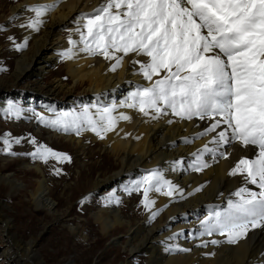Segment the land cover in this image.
<instances>
[{"label":"bare ground","instance_id":"6f19581e","mask_svg":"<svg viewBox=\"0 0 264 264\" xmlns=\"http://www.w3.org/2000/svg\"><path fill=\"white\" fill-rule=\"evenodd\" d=\"M102 3L104 0H0V13L7 10L10 16L5 19V28L8 30L11 22L17 21L22 44L30 43L26 50L13 55L11 73L12 85L27 82L33 89L25 96L26 101H34L42 112L46 111L49 97L68 93L66 103L73 106L85 103L93 120L100 121L104 108H112L111 115L117 117L115 128L104 133L103 139L89 125L84 127V138L65 131L46 132L52 141L72 146L75 152L80 153L75 159L82 169L94 171L91 187L94 194H108L111 200L119 203L118 206L101 207L94 199L88 208L102 237L124 232L122 241L113 237L110 242H118L122 249L123 258L117 264H133L140 254L144 255L142 264H264V227L252 229L246 238L235 244L228 243L226 235L219 232L200 235L203 231L201 221L210 212L227 208L229 199H238L233 194L239 188L247 186L258 191L255 185H245L244 176L229 175L240 158H254L258 149L244 147L235 140L219 145L210 143L214 135L211 133L198 136L210 125L208 119H181L170 109L152 118L137 108L127 107L133 102L131 94L137 88L149 86L159 77H154L153 81L146 80L140 72V65L133 63L136 60L147 61L145 56L128 54L121 66L112 71L115 60L81 50L83 44L77 28H82V14L92 13ZM38 6H47L39 18L42 23L37 29L22 26L20 16L23 11ZM30 18L35 19L34 11ZM10 34L7 31L4 35ZM70 39L76 43L70 44ZM58 56L62 60V70L53 72ZM48 72V76L53 78L51 83L44 84L42 81ZM79 89L84 93L83 97L71 96ZM120 113L130 119H119ZM27 121L38 127L35 118ZM205 144L212 151H203ZM221 153L227 154V158ZM108 160L112 162L106 164ZM26 166L28 164H23ZM31 166L41 173L36 164ZM197 166L202 170L196 171ZM145 170H157L162 176L160 184L153 185V189L161 187V191L149 192V199L154 201L150 208L137 206L136 200L122 188V182ZM146 175H141V178ZM164 181L170 183L164 184ZM0 182L11 188H22V183L17 182L10 172L0 171ZM169 187L175 189L172 196L165 194ZM141 188L137 194L140 201L144 199ZM198 188L200 190L196 191ZM47 194L48 187L42 179L38 180L30 198L36 208L54 213L55 202ZM2 206L7 205L0 201V238L3 242L0 264H41L38 240L17 238L11 231V219ZM153 212L157 213L155 217ZM66 216L57 214L54 218L62 226H67L76 238L85 240L86 235L79 230L78 223L69 226ZM212 240L220 243L212 244Z\"/></svg>","mask_w":264,"mask_h":264},{"label":"snow or ice","instance_id":"6c2138e0","mask_svg":"<svg viewBox=\"0 0 264 264\" xmlns=\"http://www.w3.org/2000/svg\"><path fill=\"white\" fill-rule=\"evenodd\" d=\"M46 10L47 6L34 8L35 19L28 26L37 29ZM82 19L83 30L77 28L82 51L115 60L112 71L128 54L145 56L147 61L133 63L140 65L146 80L159 77L149 86L137 88L127 107L152 118L170 109L181 119H208L210 125L198 136L211 133L210 143L235 140L258 149L254 158H240L229 172L244 176L245 185H255L258 191L239 188L233 194L238 199H229L227 208L212 211L201 221L200 235L219 232L226 235L228 243L235 244L252 229L264 227V0H104L92 13L82 14ZM69 43L76 41L70 39ZM25 46L26 42L16 45L18 49ZM9 110L17 115L21 111L13 104ZM112 111L104 108L99 122L92 119L87 107L81 113H61L55 119L41 115L39 119L64 131L74 129L77 134L86 122L100 135L115 128L117 117ZM118 118L130 119L124 113ZM4 143L11 147L7 139ZM30 143L37 141L32 138ZM203 151L212 149L205 144ZM30 155L45 162L50 156L70 160L43 144ZM221 155L227 158V154ZM200 170L197 166L196 171ZM161 180L160 173L152 170L131 189L143 187L146 208L154 203L149 192L161 191V187L153 189ZM174 191L169 187L165 194L172 196ZM156 214L153 212V217Z\"/></svg>","mask_w":264,"mask_h":264},{"label":"rangeland","instance_id":"374dc122","mask_svg":"<svg viewBox=\"0 0 264 264\" xmlns=\"http://www.w3.org/2000/svg\"><path fill=\"white\" fill-rule=\"evenodd\" d=\"M32 10V8H28L23 11L20 16L22 26H28ZM9 16L7 10L0 13V171L12 173L17 182L22 183V188H11L4 182H0V201L7 205L2 206V209L11 219L13 225L11 231L17 238L24 241H29L32 238L38 240L37 250L42 261L41 264H67V262L69 264H117L123 258L122 249L118 242H110L113 237L116 241H122L124 232L102 237L99 226L89 214L88 208L92 205L94 199L101 207L118 206L119 203L111 200L108 194L96 195L93 193L91 187L95 177L94 171L82 169L79 166L75 157L77 154L80 156V153L75 152L72 146L61 144L58 141L54 142L46 133L47 130L64 131L62 128L54 127L39 119L41 115L48 119H55L61 113H81L86 104L82 102V104L73 106L66 103L65 98L68 93L67 95L58 93L53 97H49L46 111L41 112L34 101L28 102L25 99V96L32 89L29 84H26L27 82L18 85L11 84L13 55L26 50L30 43L25 48L18 49L16 47L17 44H22V40L18 35L17 21L13 20L8 30L5 28V19ZM7 31H10L11 34L4 35ZM58 55L62 57L61 54ZM59 56L56 58L58 59L57 64L52 67L53 72L62 70V60ZM48 74L49 72L42 81L44 84H49L52 81L53 76H48ZM83 95L81 89L71 94V96L78 98L83 97ZM10 104L20 108L19 115L14 111L10 112ZM31 118L36 119L37 122H35L38 127L27 123V119ZM87 126L88 124L84 122L79 134L74 129L65 132L84 138V127ZM95 133L97 134V132ZM97 136L103 139L104 132H101L100 135L97 134ZM32 138H35L36 144L30 143ZM5 139L9 141L10 148L5 145ZM16 139H20V142L16 143ZM41 144L52 148L56 152L66 154L67 157H70V160L63 158L57 160L55 157L50 156L45 162L43 159L30 155ZM111 162V160H108L106 164ZM23 164H28V166L23 167ZM31 164H36L41 169V173H37ZM57 169H59V172L56 171ZM147 173H149L148 170L142 171L141 174L138 173L133 175V178H129L126 181L127 183L122 182L123 191L134 198L137 202L136 205L139 207H144V204H141L142 201L137 198V194L140 193L142 188L139 191L130 189L134 188L138 181H141V175ZM42 179L48 187L47 196L55 202L54 213H49L43 208H36L30 198V193L35 189L38 180ZM121 205L122 203H120ZM57 214H67L66 217L69 220L66 223L69 226L78 223L79 230H83L86 235L85 240L76 238L67 226L59 224L54 218ZM2 248L3 242L0 238V250ZM143 259L144 255L140 254L133 264H142Z\"/></svg>","mask_w":264,"mask_h":264}]
</instances>
